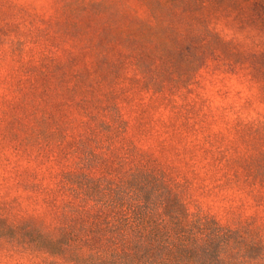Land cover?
I'll return each instance as SVG.
<instances>
[{"label":"rangeland","instance_id":"obj_1","mask_svg":"<svg viewBox=\"0 0 264 264\" xmlns=\"http://www.w3.org/2000/svg\"><path fill=\"white\" fill-rule=\"evenodd\" d=\"M129 149L190 211L264 226V0H0V217L52 226L65 172ZM18 236L0 264H71Z\"/></svg>","mask_w":264,"mask_h":264},{"label":"trees","instance_id":"obj_2","mask_svg":"<svg viewBox=\"0 0 264 264\" xmlns=\"http://www.w3.org/2000/svg\"><path fill=\"white\" fill-rule=\"evenodd\" d=\"M108 112L119 132L124 121L118 107L112 104ZM70 153L84 154L76 148ZM132 156L131 149L115 156L116 166L106 174L65 172L72 199L57 206L52 226L15 227L0 217V236L20 235L71 264H264L261 223L229 224L200 208L190 211L178 181L157 166L127 167ZM104 160L98 155L97 164Z\"/></svg>","mask_w":264,"mask_h":264}]
</instances>
